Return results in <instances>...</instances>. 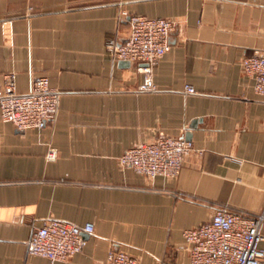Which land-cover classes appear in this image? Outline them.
I'll list each match as a JSON object with an SVG mask.
<instances>
[{
	"label": "crops",
	"instance_id": "obj_1",
	"mask_svg": "<svg viewBox=\"0 0 264 264\" xmlns=\"http://www.w3.org/2000/svg\"><path fill=\"white\" fill-rule=\"evenodd\" d=\"M123 12L176 23L154 92L138 90L137 64L107 51L129 33ZM255 51L264 0H0V88L16 73L20 93L37 76L61 93L43 130L0 120V264H51L28 253L45 219L94 225L81 253L54 264H105L115 245L142 264H189L186 229L221 207L264 213V97L241 66ZM187 133L203 154L175 179L120 164L137 143ZM261 234L264 249V221Z\"/></svg>",
	"mask_w": 264,
	"mask_h": 264
},
{
	"label": "built area",
	"instance_id": "obj_2",
	"mask_svg": "<svg viewBox=\"0 0 264 264\" xmlns=\"http://www.w3.org/2000/svg\"><path fill=\"white\" fill-rule=\"evenodd\" d=\"M129 33L121 38L115 35L107 41V51L115 61L137 64L142 82L141 92H154V68L171 49L170 38L176 23L169 18H151L144 15H128ZM244 72L253 78L254 90L264 97V52L255 51L241 61ZM187 94H195V88L187 85ZM61 93L53 89L46 76L34 77L28 93L17 89L16 73L5 75L0 88V120L21 131L43 130L57 121ZM196 150L185 137L161 134L152 142H140L120 157L123 167L150 179L163 177L175 179L186 159ZM57 150L49 148L48 160H55ZM264 213L245 216L225 207L217 209L211 219L200 226L183 232L184 249L189 253V264H264L261 226ZM94 225L45 219L36 227L28 242L29 255L48 259L51 264L65 262L81 253L87 245L84 234H93ZM117 246V245H115ZM112 247L105 264H142L129 252Z\"/></svg>",
	"mask_w": 264,
	"mask_h": 264
},
{
	"label": "water",
	"instance_id": "obj_3",
	"mask_svg": "<svg viewBox=\"0 0 264 264\" xmlns=\"http://www.w3.org/2000/svg\"><path fill=\"white\" fill-rule=\"evenodd\" d=\"M195 125H196V122H194V123L192 124V127H195ZM186 139H188V140L191 139V134H190V133H187V135H186Z\"/></svg>",
	"mask_w": 264,
	"mask_h": 264
}]
</instances>
